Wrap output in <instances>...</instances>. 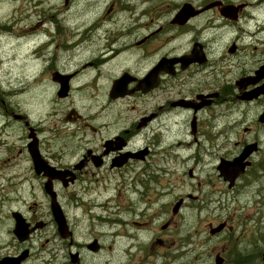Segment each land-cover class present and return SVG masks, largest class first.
<instances>
[{
	"label": "flooded vegetation",
	"instance_id": "flooded-vegetation-1",
	"mask_svg": "<svg viewBox=\"0 0 264 264\" xmlns=\"http://www.w3.org/2000/svg\"><path fill=\"white\" fill-rule=\"evenodd\" d=\"M86 1L89 0H79L78 5ZM211 1L215 5L207 11L211 10L209 13L212 16H204L203 12L186 21L175 22V15H170L167 8L151 18L144 15L146 0H129L140 7L141 14L129 16V19H134L129 23H115L116 34L112 44L117 48L101 47L107 42V37L100 35L101 28H106L110 22L97 20L99 16L96 10L105 6L99 0H90L87 4V14L96 11L93 23L88 26L80 24L79 19L71 20L65 11H55V20L43 17L33 22V26H25L23 22L15 24L26 27L22 33L25 40L22 44L39 61L33 76L34 83L40 84L44 81L43 76L48 75L46 82L49 83L52 113L50 124L46 126L41 119L34 123L25 111H18L12 116L23 133L26 132L21 137L24 148L19 150L28 158L27 173L24 175L37 183L40 195L35 199L34 191L25 192L24 195L32 197L31 201H27L23 195L16 197L21 201V206L11 210L10 214H21L28 236L25 241H19L12 230L16 243L13 249L0 256V264H19L20 257L17 256L25 249L28 250L27 257L20 264H30L34 255L40 260L38 264H79L71 262L70 254L78 251L81 255L80 248L76 245L73 250V240L61 236L64 234L63 224L54 217L52 198L58 205L63 222L72 228L71 212L80 208L85 201L90 203V190L93 189L90 184H97L108 176L124 171L115 177L122 179L130 189L131 183H136V172L138 174L144 170L142 166L149 155L147 149L140 148L139 143L145 141L147 135L152 134L153 138L158 136L160 131L152 133L157 130L152 129L157 119L162 118V124H171L180 134L184 131L185 117L189 120L192 118L188 128L197 134L209 128L206 124L210 122L217 104L234 106L229 115L234 112L236 115L231 119L248 125L243 130L246 135L260 136L255 141L244 143L243 148L254 144L245 163L249 165L246 168L249 169L254 163L261 165V160L251 159L256 154L263 157L264 44L250 65L236 57L231 62L234 67L225 72L220 68L232 60L231 56H236L233 53L237 51L228 49L229 54L224 51L217 54L214 52V42L216 20L222 24L241 22L245 18L253 22L259 20L261 27L258 34L264 33V0H240L235 3L231 0ZM71 2L63 0L64 6H69ZM115 4V0H110L107 12ZM227 4L241 5L237 7L236 20L222 14ZM258 9L261 15L256 16L254 11ZM0 17L3 19L2 15ZM211 18L212 25L203 26L204 21ZM160 22L163 23L154 26ZM129 26H132V36H129ZM90 29H95V35L91 37L87 33ZM226 30L222 28L221 33L229 34ZM182 56L188 57L179 61ZM232 69L235 75L233 81L230 79ZM240 69L243 71L239 72ZM186 80L194 81L185 86ZM122 105H127L125 110L130 115L122 117L123 113H119L117 116V110ZM253 107L257 110L251 115L250 108ZM3 110L8 113L5 106ZM118 121H123L124 127H116ZM33 150L45 161L48 167L46 171L36 172L34 169L31 158ZM236 157L233 156L232 160ZM138 162L141 165L138 166ZM2 164H5L4 158L0 160V166ZM22 178L23 175L19 177ZM48 181L50 191L45 189ZM91 205L98 203L93 201ZM11 221L14 225L12 218ZM35 237L38 255L33 254L34 248L30 242ZM51 238L58 241L49 247ZM93 241L100 250L103 244L97 239ZM44 252L48 253L49 259L44 257ZM221 256L224 264L225 257ZM260 264L263 262L260 261Z\"/></svg>",
	"mask_w": 264,
	"mask_h": 264
},
{
	"label": "rangeland",
	"instance_id": "rangeland-1",
	"mask_svg": "<svg viewBox=\"0 0 264 264\" xmlns=\"http://www.w3.org/2000/svg\"><path fill=\"white\" fill-rule=\"evenodd\" d=\"M71 1L69 6H64L63 0L0 2V15L3 16V19L0 17V160L5 159V164L0 166V256L13 249L16 243L13 240L15 235L12 233L14 226L11 218L14 219L10 211L21 206L18 198L23 195L27 201L33 200L31 196L24 195L31 191L35 192V199L40 195L37 183L26 179L27 175H24L27 173L28 158L19 150L24 148L21 137L26 132L23 133L12 116L18 111H25L34 123L41 119L46 126L50 124L52 113L49 83L46 82L48 75L43 76L44 81L40 84L34 83L33 76L39 61L22 44L25 41L22 33L26 27H17L15 24L23 22L25 26H33V22L43 17L55 20V11H65L71 20L79 19L80 24L88 26L93 23V15L98 11L99 22H110L109 26L101 28L100 35L107 37V42L101 46L105 49L109 46L117 48L112 44L116 22L129 23L134 20L129 19V16L141 14L140 7L129 0H115L116 4L109 12L110 0H99L105 6L91 15L87 14L90 0L81 6L78 5L79 0ZM209 1L146 0L144 15L155 18L161 9L167 8L170 15H175V22L185 21L202 14ZM231 1L235 3L240 0ZM185 8L189 13L187 17L184 16ZM195 10L199 12L192 14ZM210 11L202 15L212 16ZM254 13L256 16L261 15L259 9ZM212 21V18L205 20L203 26L212 25ZM162 23H155L154 26ZM260 23L259 20L253 22L248 18L230 24L216 20L214 52L229 54L228 49L237 51L233 53L236 56H231L232 60L220 68L221 71L229 72L234 67L231 62L236 57L248 65L255 61L259 48L264 44V33L258 34ZM129 28V36H132V26ZM222 28H226L229 34H222ZM94 31L87 30L88 36L95 35ZM230 79H235L233 69ZM193 81L186 80L185 86L193 84ZM222 95L226 97L223 92ZM4 106L8 108V113L4 112ZM126 108L127 105H122L117 110V116L119 113H123L122 117L130 115ZM233 108L227 103L217 104L210 122L206 124L209 126L205 130L208 133L201 131L196 134L190 130L191 134L188 123L191 124L192 118L189 120L185 117L184 131L180 134L171 124H162V118L154 121L152 129L157 130L152 133H160L154 138L152 134L147 135L146 140L139 143L140 148L147 149L149 155L143 163L144 170L138 174L136 172V183H131L128 189L122 179L115 177L124 172L121 171L97 184H90L93 187L90 190V203L85 201L80 208L71 212L72 228L62 222L64 234L61 236L72 239V249L77 245L81 252L80 255L78 251H72L71 262L214 264V258L220 252L225 257L224 264H260L264 252V144L263 157H257L256 154L251 159L261 160V165L254 163L247 169L249 165L245 163L254 144L243 148L244 143L255 141L260 136L246 135L243 130L248 125L232 120L231 116L234 117L235 112L229 115ZM256 110V107L250 108L251 115ZM116 127H124L123 121H118ZM246 150L250 152L242 160L243 171L229 186L230 182L224 179L217 167L221 162H227L225 160L232 161L233 156L238 157ZM220 159L224 160L219 162ZM139 165L141 163L138 162ZM18 174L24 178L19 179L21 176H15ZM93 201L98 205H91ZM220 223L224 227L210 234V229ZM96 239L103 244H100V250L93 241ZM57 241V238L55 241L51 238L48 246L51 247ZM30 242L33 244V254L38 255L36 237ZM23 253L25 250L19 255ZM35 257H31L30 264H38L40 260ZM44 257L49 259L48 253L44 252Z\"/></svg>",
	"mask_w": 264,
	"mask_h": 264
},
{
	"label": "water",
	"instance_id": "water-1",
	"mask_svg": "<svg viewBox=\"0 0 264 264\" xmlns=\"http://www.w3.org/2000/svg\"><path fill=\"white\" fill-rule=\"evenodd\" d=\"M213 5L214 4L211 3V4L207 5L205 9L210 8ZM233 7H234L233 5H226L224 7V10L222 11V14L229 15L230 17H234V14H233L234 9L231 10ZM198 12L199 11L195 10V11H193L192 14H196ZM188 14L189 13L186 11V8H185L184 16L187 17ZM185 57L180 58V60L183 61V59ZM30 131H31V128H30ZM29 137H31V135H29ZM249 152H250L249 150H246L242 153V155L234 158L232 161L228 160L227 162H221L220 165L218 166V170L221 172L224 179L228 180V182H230L229 186H232V184L234 182V178L237 177L243 171L244 163H242V160L244 159L246 154ZM31 158H32L33 166H34V169L36 170V172H39L40 170L46 171L47 166L45 164V161L42 159V157L35 150L32 151ZM58 174H61V172L58 171ZM57 176H59V175H57ZM49 187H50V182L48 181L45 183L46 191H50ZM51 203H52V211H53L55 219L58 222H63V216L61 215V212L59 211L58 205L56 204V202L53 198H52ZM12 216H13L14 221H15L13 232L16 236H18L19 240L22 241L28 236V233L25 232V230H24L27 228V226L24 223V221L22 220V216L19 213L14 212V213H12ZM223 227H224V224L220 223L218 226L210 229V234H214L216 232H219ZM25 253H26V251H25ZM25 253L20 257V259L25 256ZM223 260H224L223 257L218 253L214 258V264H223ZM262 261L264 262V252L262 255Z\"/></svg>",
	"mask_w": 264,
	"mask_h": 264
},
{
	"label": "bare ground",
	"instance_id": "bare-ground-1",
	"mask_svg": "<svg viewBox=\"0 0 264 264\" xmlns=\"http://www.w3.org/2000/svg\"><path fill=\"white\" fill-rule=\"evenodd\" d=\"M176 255V254H175ZM178 260V259H177Z\"/></svg>",
	"mask_w": 264,
	"mask_h": 264
}]
</instances>
